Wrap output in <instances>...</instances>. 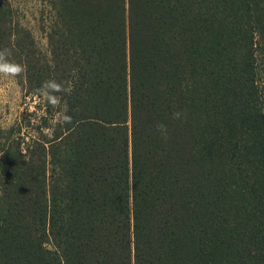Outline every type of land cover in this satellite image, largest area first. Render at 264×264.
<instances>
[{
    "label": "trees",
    "instance_id": "16d2710c",
    "mask_svg": "<svg viewBox=\"0 0 264 264\" xmlns=\"http://www.w3.org/2000/svg\"><path fill=\"white\" fill-rule=\"evenodd\" d=\"M44 1L42 51L0 0L44 104L0 150V264H264V0Z\"/></svg>",
    "mask_w": 264,
    "mask_h": 264
},
{
    "label": "rangeland",
    "instance_id": "374dc122",
    "mask_svg": "<svg viewBox=\"0 0 264 264\" xmlns=\"http://www.w3.org/2000/svg\"><path fill=\"white\" fill-rule=\"evenodd\" d=\"M11 9L15 23L27 29L35 43L42 51L46 50V40L41 30V20L47 11L44 0H5ZM44 113L42 97L29 93L21 75L15 78L0 76V150L11 141H20V149L24 150L30 138H35L34 126L39 116ZM12 129V130H11ZM3 138V139H1ZM0 154L1 151H0ZM230 165L232 162H223Z\"/></svg>",
    "mask_w": 264,
    "mask_h": 264
},
{
    "label": "clouds",
    "instance_id": "9594fccd",
    "mask_svg": "<svg viewBox=\"0 0 264 264\" xmlns=\"http://www.w3.org/2000/svg\"><path fill=\"white\" fill-rule=\"evenodd\" d=\"M8 49L0 50V76L15 78L21 75L24 72V67L20 64L10 62L6 59L9 55ZM39 93L43 94L48 102L53 106L59 104V97L54 95V93H58L64 91L61 84L57 83L55 80H48L44 82L40 89L37 90ZM181 113L176 112L173 113V119H180ZM64 122L70 123L71 117L65 116ZM157 131L161 133V135L166 139L167 138V127L163 124H158Z\"/></svg>",
    "mask_w": 264,
    "mask_h": 264
}]
</instances>
